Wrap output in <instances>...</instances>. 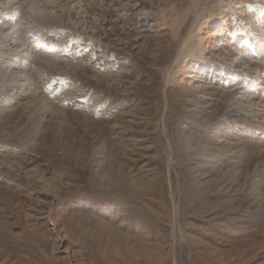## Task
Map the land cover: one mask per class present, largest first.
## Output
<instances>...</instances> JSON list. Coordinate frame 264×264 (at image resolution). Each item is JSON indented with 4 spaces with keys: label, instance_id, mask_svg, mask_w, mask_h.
I'll return each mask as SVG.
<instances>
[{
    "label": "rangeland",
    "instance_id": "obj_1",
    "mask_svg": "<svg viewBox=\"0 0 264 264\" xmlns=\"http://www.w3.org/2000/svg\"><path fill=\"white\" fill-rule=\"evenodd\" d=\"M243 1L174 82L188 0H0V264H264V1Z\"/></svg>",
    "mask_w": 264,
    "mask_h": 264
},
{
    "label": "bare ground",
    "instance_id": "obj_2",
    "mask_svg": "<svg viewBox=\"0 0 264 264\" xmlns=\"http://www.w3.org/2000/svg\"><path fill=\"white\" fill-rule=\"evenodd\" d=\"M188 1H189V6L187 12H189L190 14L192 13L193 21L189 32V36L185 39V45L184 47L181 46L182 48L179 50L178 56L175 59L176 61L173 62L174 64L172 63L173 65H175L174 67L176 70L173 73L169 74V78H172L174 82H178L179 78L182 77V75L185 74V71L189 69V68L187 69L184 60H186L188 56L192 55L197 51V50L192 51L193 48L196 49V47L198 48L199 46V45L194 46V40L197 41L198 44H202L203 42L208 43L211 40H213L214 37L219 35V33L220 34L223 33V30L226 28L225 27L226 24L225 21L222 20V18L223 15L226 14V12L228 13V11H230V9H228L226 5L230 3V8L234 11H240L241 7L243 8L245 6L244 4L245 2L243 0H188ZM173 23L174 24L171 25V27L170 26L169 27L171 28V31L177 34L179 31L178 27L181 22H179V20L175 21L173 19Z\"/></svg>",
    "mask_w": 264,
    "mask_h": 264
}]
</instances>
